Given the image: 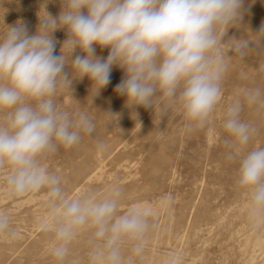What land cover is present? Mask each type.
<instances>
[{
	"label": "clouds",
	"instance_id": "obj_1",
	"mask_svg": "<svg viewBox=\"0 0 264 264\" xmlns=\"http://www.w3.org/2000/svg\"><path fill=\"white\" fill-rule=\"evenodd\" d=\"M58 15L47 12L35 34L26 23L7 25L0 34V168H8L7 185L15 196L47 190L54 218L52 256L64 264L69 244L84 227L91 229L88 264H124L123 245L141 255L150 230V213L136 206L120 212L122 189L109 194L68 199L61 178L42 160L60 147L79 145L92 137L95 123L86 114L73 118L56 103L57 93L88 78L97 94L110 84L114 66L124 76L115 92L126 106L154 107L157 98L176 101L190 128H203L221 95L233 55L243 60L254 43L227 40L228 29L241 21L245 0H59ZM66 32L59 54L54 33ZM259 33L264 34V25ZM109 49L106 58L96 48ZM79 50V54L77 51ZM231 53V55H229ZM75 54V55H74ZM264 73V63L258 68ZM264 105V88L249 87L226 109L223 124L227 149L247 146L258 134L256 125L241 118L245 105ZM100 152L107 145L97 142ZM237 161L235 185L247 193L249 220L264 216V147L229 151ZM0 232H12L11 219L0 212ZM72 264H79L73 260ZM167 264H178L170 257Z\"/></svg>",
	"mask_w": 264,
	"mask_h": 264
},
{
	"label": "rangeland",
	"instance_id": "obj_2",
	"mask_svg": "<svg viewBox=\"0 0 264 264\" xmlns=\"http://www.w3.org/2000/svg\"><path fill=\"white\" fill-rule=\"evenodd\" d=\"M59 0H0V34L19 21L35 34L47 12L58 15ZM264 0H245L241 21L228 29L229 38H247L254 47L243 60L233 55L222 82V95L203 128H190L180 104L157 98L154 107L129 108L115 92L124 72L114 66L110 84L97 94L88 78L73 74L72 86L60 90L57 105L73 115L86 113L95 123L92 137L82 134L79 145L60 147L42 164L61 178L68 199L93 195L100 199L113 185L122 189L119 211L131 206L147 209L150 230L141 255L123 245L124 264H264V216L249 220L247 193L235 185L237 161L229 151L264 147V105H245L241 118L257 126L258 134L244 147L227 149L223 124L228 105L245 89L264 88ZM56 54L67 38L54 33ZM109 49L96 48L106 58ZM79 54V50L77 53ZM74 54V55H75ZM231 55V53H229ZM3 113L0 112V120ZM107 145L100 152L97 142ZM8 168H0V212L11 219L12 232H0V264H57L54 218L46 189L13 195ZM91 229L81 228L69 244L64 264H88Z\"/></svg>",
	"mask_w": 264,
	"mask_h": 264
}]
</instances>
